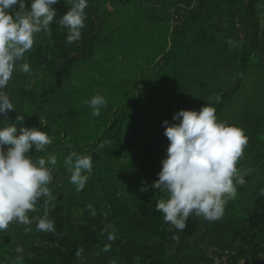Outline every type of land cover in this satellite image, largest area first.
Returning <instances> with one entry per match:
<instances>
[{
    "label": "trees",
    "instance_id": "16d2710c",
    "mask_svg": "<svg viewBox=\"0 0 264 264\" xmlns=\"http://www.w3.org/2000/svg\"><path fill=\"white\" fill-rule=\"evenodd\" d=\"M85 12L76 42L56 23L34 34L31 73L14 71L4 89L15 110L2 123L41 127L52 143L29 154L57 163L47 208L41 196L31 224L0 230V264H264V0H89ZM95 94L107 101L99 116ZM207 102L248 138L236 162L245 183L222 217L193 213L177 230L155 209L167 194L151 188L169 143L162 121ZM73 151L92 156L79 192L63 164ZM46 211L55 231L35 227Z\"/></svg>",
    "mask_w": 264,
    "mask_h": 264
},
{
    "label": "clouds",
    "instance_id": "9594fccd",
    "mask_svg": "<svg viewBox=\"0 0 264 264\" xmlns=\"http://www.w3.org/2000/svg\"><path fill=\"white\" fill-rule=\"evenodd\" d=\"M59 2L0 0V117L15 110L4 91L14 71L28 74L32 71L24 54L32 49L34 34L43 30L50 35V26L56 23L66 29L67 43L81 38L89 0H66L70 7L63 15H57L53 7ZM87 103L92 114L99 116L107 101L104 96L95 94ZM15 120L23 118L17 115ZM3 121L0 119V230L7 229L13 221L31 224L28 212L35 210L41 196L46 197L47 208L52 199L48 187L52 175L46 165L57 163V157L52 153L47 158L36 159L29 154L30 150L44 152L52 143L41 127L3 124ZM172 121L171 124L168 120L162 121L163 134L169 143L156 174L158 178L152 182L151 188L167 194V198L159 199L155 204L163 220L175 229L183 230L193 213L206 220L222 217L227 199L236 195L235 185L245 183L244 177L238 174L236 162L242 156L248 138L243 129L219 122L211 102L199 111L180 109L173 114ZM43 123L40 121L41 126ZM63 164L70 173V183L75 185V191L83 190L88 174L93 170L92 156L73 151L64 158ZM140 191L147 192L148 186ZM88 208L95 216L92 205ZM35 227L40 231H55V223L48 218L47 211L37 220ZM115 238L114 233L108 232L109 241ZM109 250L110 244L106 243L103 251ZM17 252L22 249L18 248ZM240 264H244V260Z\"/></svg>",
    "mask_w": 264,
    "mask_h": 264
}]
</instances>
